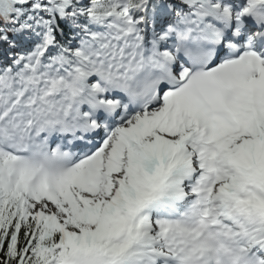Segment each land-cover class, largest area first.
I'll return each instance as SVG.
<instances>
[{
  "label": "snow or ice",
  "instance_id": "1",
  "mask_svg": "<svg viewBox=\"0 0 264 264\" xmlns=\"http://www.w3.org/2000/svg\"><path fill=\"white\" fill-rule=\"evenodd\" d=\"M0 264H264V0H0Z\"/></svg>",
  "mask_w": 264,
  "mask_h": 264
}]
</instances>
